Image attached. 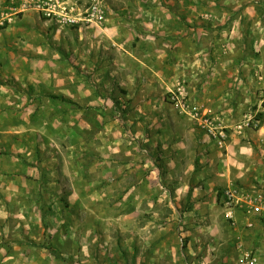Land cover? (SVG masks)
I'll use <instances>...</instances> for the list:
<instances>
[{
    "label": "rangeland",
    "instance_id": "rangeland-1",
    "mask_svg": "<svg viewBox=\"0 0 264 264\" xmlns=\"http://www.w3.org/2000/svg\"><path fill=\"white\" fill-rule=\"evenodd\" d=\"M34 1L0 0V65L14 57L17 77L0 78V99L11 100L0 105V245L46 210L59 264H252L244 247L264 264V218L228 216L225 195L264 197L263 60L223 61L222 97L203 91L217 73L221 1L105 0V23L82 27ZM29 161L42 183L29 181Z\"/></svg>",
    "mask_w": 264,
    "mask_h": 264
},
{
    "label": "crops",
    "instance_id": "crops-1",
    "mask_svg": "<svg viewBox=\"0 0 264 264\" xmlns=\"http://www.w3.org/2000/svg\"><path fill=\"white\" fill-rule=\"evenodd\" d=\"M220 1L223 9H226V13L223 14L220 19L215 21L217 33L220 31L219 37L216 36V38H219L220 40L217 41V43L215 44V55H216L215 59L216 62L219 60V62H217V64L214 66L217 73L211 75L213 76V79H210L203 85V91L205 92V95L208 96V98L209 96L210 98L212 97L211 99L215 101L219 97H222L225 89L224 80L227 78L221 77L218 73L221 69H225V64L223 63V61L226 62L228 69H231L232 67L234 69V67L237 66L238 64H244V63H247L248 65L253 63L255 64L260 60H263V66H264V0H220ZM172 18H175V16H172ZM165 32L166 34L167 32L170 35L173 34V33H169L170 31L168 30ZM177 32L178 31H175V33ZM207 32L212 34V30H208ZM159 34H165V33H159ZM135 35L137 37L138 36L141 37L138 29H136ZM155 47L160 51L163 50L161 48L159 41L158 44L155 45ZM15 49H17V47H15ZM21 52L26 53V51H23V49H21ZM164 55L167 57L169 56L167 53H165ZM245 55L247 58V62H245L246 61L245 60L246 58H244ZM13 58L14 57H9L7 61H4L5 64H3L2 67L0 65V78H11L14 83L13 77L14 78L17 77L14 75L15 72L11 71ZM23 58L25 61H27L28 64L30 63V61H28V58H26L25 56ZM166 60L167 59H164V62H166ZM255 65H259V63ZM156 76L157 78L161 79V75L157 71H156ZM165 77H169L168 72L166 73ZM24 79L23 81L20 82L22 86H25L29 81V79L26 80ZM241 84L242 83H240V85ZM162 85H164L163 92L169 90L170 87L169 82L166 81ZM5 87H8V89L10 90V86H5ZM136 87H139V85H137ZM70 88L71 89L69 90V93H71L70 95L73 98V95H75L73 94L72 91L74 90V86H70ZM11 90L13 91V89ZM0 91H2V86L0 87ZM27 95L29 96V94ZM74 98L72 100H74ZM211 99H206V100L208 101ZM10 101L11 100L9 99L6 100L2 98L0 99V105L1 102L6 103ZM12 102H14V99H12ZM217 138L219 139L218 140L219 144H224V147H226L227 149L230 147L229 145L231 144V142H228L226 140V137L224 138L223 136L221 138L218 136ZM29 162H30L29 164H30V172H31L29 181H32L33 184L42 183L44 175H41V167H40L41 165L37 161H29ZM259 192L257 194L262 195V193ZM39 197L42 198L41 195H39ZM7 198L9 199L8 196ZM232 208L233 209L228 208V213L232 211V216L235 211L237 216H239L241 212L243 216L246 215L248 217L249 225L253 226L255 224L254 220L250 218V217H254L255 215H252L251 213L247 212V209L242 208L240 206H234ZM3 214H6V211L2 207H0V220L3 218ZM241 214L240 217L242 218ZM41 215H42L41 219L39 218L36 222H33V228H32L33 230L31 229L32 225H30L26 229L20 228V230L16 233H14L15 231L13 228H10L12 235L11 239L8 240L7 244L0 245V264H59L58 260L60 258L56 256L55 253L58 250L54 249L53 247L49 248L50 246H47V241L49 242L50 240L49 242L50 244L55 239L53 238L55 237L53 236L54 227L52 225L51 234L53 235H51L50 233H48V227L46 228L47 230L44 229L43 227V224L46 223L45 220L46 217L47 220H49L47 211L44 210L43 213H41ZM9 226L11 227V225ZM39 227L42 229V232L40 231L39 233H36L35 230H38ZM34 236L37 237L35 238L37 245L33 244L35 246L31 247L30 243L32 244V242L30 241L33 239L32 237ZM19 245H22L21 250L16 248V246ZM242 250H243L242 255L245 256L248 262H251L252 264L258 262L260 256L257 253L251 250L249 251L248 249H245V247ZM73 258L75 260H78L77 257H73Z\"/></svg>",
    "mask_w": 264,
    "mask_h": 264
},
{
    "label": "built area",
    "instance_id": "built-area-1",
    "mask_svg": "<svg viewBox=\"0 0 264 264\" xmlns=\"http://www.w3.org/2000/svg\"><path fill=\"white\" fill-rule=\"evenodd\" d=\"M105 0H87L83 7L66 5L65 0H36L35 8L45 17L57 19L65 25L82 27L83 25H100L107 18L104 5ZM27 7V3L24 4ZM170 99L181 107H185L180 96L172 92ZM198 114V113H197ZM207 131L214 135L222 137L224 133L214 124L210 118L203 119ZM226 204L229 209L234 206H240L247 209V212L255 216L264 218V197L255 193L242 194L238 189H229L226 191ZM232 217V211L228 213Z\"/></svg>",
    "mask_w": 264,
    "mask_h": 264
},
{
    "label": "trees",
    "instance_id": "trees-1",
    "mask_svg": "<svg viewBox=\"0 0 264 264\" xmlns=\"http://www.w3.org/2000/svg\"><path fill=\"white\" fill-rule=\"evenodd\" d=\"M53 99H61V100H67L66 97L64 96H59V95H49Z\"/></svg>",
    "mask_w": 264,
    "mask_h": 264
}]
</instances>
